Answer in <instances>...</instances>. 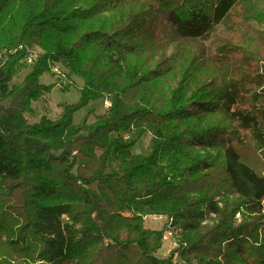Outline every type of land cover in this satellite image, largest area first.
Returning <instances> with one entry per match:
<instances>
[{
	"label": "trees",
	"instance_id": "obj_1",
	"mask_svg": "<svg viewBox=\"0 0 264 264\" xmlns=\"http://www.w3.org/2000/svg\"><path fill=\"white\" fill-rule=\"evenodd\" d=\"M238 6L264 26V0H0V187L20 189L0 227L29 259L1 264H264V175L243 160L233 125L255 119L239 109L240 81L188 91L193 61L163 58L152 37L161 20L178 41L207 38ZM35 46L31 71L11 85ZM53 63L84 81L81 103L59 113L39 82ZM262 69V90L246 96L255 103ZM105 98L106 113L74 124L81 106ZM148 132L149 151L134 155ZM218 172L237 195L222 207L215 184L203 185ZM151 215L182 230L164 259Z\"/></svg>",
	"mask_w": 264,
	"mask_h": 264
},
{
	"label": "rangeland",
	"instance_id": "obj_2",
	"mask_svg": "<svg viewBox=\"0 0 264 264\" xmlns=\"http://www.w3.org/2000/svg\"><path fill=\"white\" fill-rule=\"evenodd\" d=\"M152 37L158 47L162 49L163 58L166 55L175 58L185 67L193 61L189 71V77L193 83L188 87V91L207 82L210 88H213L221 85L224 81H240L237 88L241 87L242 89H237V91H241L240 97H243V103L239 104V109L248 111L255 119L254 123H248L244 129L241 128L238 121L233 125L239 126L241 129L242 147L240 152L243 160L264 175V150L259 148V145L264 146V94L262 101L256 103L255 100L246 99V96L250 97L251 93L262 90L258 75L263 73L264 26L255 21H246L242 8L238 6L227 20L218 25L207 38L196 41H178L161 20H159V25L154 28ZM32 49L41 53V49L37 46ZM159 58L160 56L156 57L157 60ZM50 66L60 70L62 78L59 80L52 71H45L39 76V82L43 86H52L49 96L56 112L59 113L66 104H80L82 101L81 88L84 81L79 76L71 74L69 68L64 64L53 63ZM32 67L31 65L24 66L11 85L21 83ZM108 101L111 103V99L108 98L92 100L81 106L74 113V124H82L85 120L88 124L94 123L98 117L110 109L111 106L107 105ZM132 136V134L126 135L128 138ZM151 139L152 135L149 132L143 135L132 149L133 154L147 153ZM212 183L215 184L213 187H216L214 200L220 203V207L227 201L232 202L237 199L235 193L225 188L221 173L209 174L203 181L204 186H210ZM4 189L0 187V214L13 216V206L19 201L20 189L12 190L8 187ZM235 218L237 223L242 222L240 213L236 214ZM218 221L219 219L214 215L210 216L202 223V227L209 233ZM146 226L158 230L164 229L165 232L170 229V235L166 240L164 239L162 248L157 253L160 259L168 257L178 248L177 240L181 237L182 230L176 226L175 222L174 225L171 224L168 217L148 216L146 217ZM5 228L0 227V264L6 259H11L13 263H28L29 259L24 254H19L18 251L14 252L7 246L9 236L5 234ZM175 260H179L178 256L175 257Z\"/></svg>",
	"mask_w": 264,
	"mask_h": 264
},
{
	"label": "built area",
	"instance_id": "obj_3",
	"mask_svg": "<svg viewBox=\"0 0 264 264\" xmlns=\"http://www.w3.org/2000/svg\"><path fill=\"white\" fill-rule=\"evenodd\" d=\"M39 56V52L37 51H34V50H31L30 53L28 54L27 58H26V62L29 64V65H33L36 61H37V58ZM51 71L58 77V79L60 80L62 78V73L60 70H58L56 67H53L51 66ZM107 105L108 106H111V103L108 101L107 102ZM170 235V229H168V231L165 232L164 234V239L166 240L168 238V236Z\"/></svg>",
	"mask_w": 264,
	"mask_h": 264
}]
</instances>
